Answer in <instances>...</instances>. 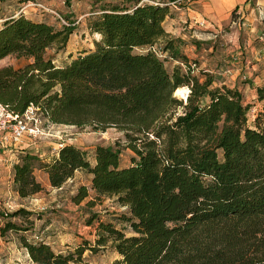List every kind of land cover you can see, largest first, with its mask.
Segmentation results:
<instances>
[{
	"label": "trees",
	"instance_id": "16d2710c",
	"mask_svg": "<svg viewBox=\"0 0 264 264\" xmlns=\"http://www.w3.org/2000/svg\"><path fill=\"white\" fill-rule=\"evenodd\" d=\"M176 1L103 2L86 18L98 35L92 47L62 64L47 49L65 44L70 22L54 27L22 11L0 21V58H24L0 65V102L7 109L20 113L33 104L52 123L121 133L113 144H94L90 155L71 142L48 154L20 148L11 164L18 196L43 188L36 169L52 187L82 170L89 184L77 185L75 203L91 191L85 205L104 194L124 207L114 221L88 212L83 221L94 228L92 243L63 252L21 236L33 262L67 264L85 249L109 247L118 255L113 264H264V125L257 118L248 125L249 102L240 89L190 63L166 36L162 22ZM165 53L177 60L169 70ZM183 86L184 99L173 95ZM254 98L264 108V82L254 85ZM120 144L130 150L124 165ZM26 212L19 206L0 215ZM9 217L0 235L26 230Z\"/></svg>",
	"mask_w": 264,
	"mask_h": 264
},
{
	"label": "rangeland",
	"instance_id": "374dc122",
	"mask_svg": "<svg viewBox=\"0 0 264 264\" xmlns=\"http://www.w3.org/2000/svg\"><path fill=\"white\" fill-rule=\"evenodd\" d=\"M105 1L120 3V0H30L23 3L22 6L26 11L43 17L49 23H52L54 27H58L63 22L72 24L73 29L65 44L57 49H47V53L54 57V63L62 64L68 60L69 55L73 56L82 49L92 47V39L98 35L89 31L86 26V18L92 9H96L98 5ZM18 5L15 0L2 1L0 2V10L10 12ZM247 23L248 21L245 20L243 24L245 27L239 30V37L236 40L230 34V30L228 32L229 28L223 25L227 32L214 40V45L218 51L212 54L206 49L209 42L208 37L210 36L207 37L206 33L203 32H200V34L194 32L196 30L193 27L185 26L178 29V32L174 31L173 33L167 31L166 36L174 39L176 48L187 56L190 63L195 60L203 65V61L208 60L210 67L213 68L211 72L215 78L220 77L226 84L233 83L234 86L240 89L244 100L249 102L248 125H253L254 118H257L259 123L264 125V108L252 96L251 87L254 82L259 81L261 83L263 81L260 79L264 76V74L261 75L262 63L264 62V43L261 41L262 39L256 40L254 37V50L249 49L253 42L247 44L246 37H244L246 34L244 29L248 26ZM178 24L181 26L186 25L185 21H180ZM162 39L160 38L154 46L160 45ZM234 45L236 46L234 47ZM165 54L164 66L169 70L177 60L170 57L168 53ZM231 55L235 58L232 59ZM216 58L219 59L217 67L213 65L215 63L213 60ZM23 59L8 54L0 58V65L11 64L15 66L20 64ZM232 60L236 61L234 64L238 67L241 66L240 72L234 80L230 77L231 72L228 71L232 67L230 63ZM215 68H217V71ZM185 87L187 90L184 95L178 94L174 91L175 89L173 95L184 99L185 94L188 92V87ZM38 126L42 130V134L35 137L24 134L22 138L31 141V144L36 146L37 151L41 154L53 152L58 147V143L71 142L86 149L90 155L94 144H113L114 139L120 137L121 134L112 126L106 127L104 130H94L89 125L78 127L71 124L52 123L43 117H40ZM129 153L128 148L123 145L119 147L120 164L124 165L128 162ZM34 174L37 180L41 179L40 172L35 170ZM0 176H4L0 179V198L8 197L7 193L3 195L2 192L10 189L7 182L9 178L3 171L0 172ZM79 184L87 186L89 184L88 175L82 170L76 171L71 178L66 179L61 187L43 186L40 191L34 193L33 199H25L23 205L27 208H23L27 210L26 213H19L11 217L2 216L11 218L21 227H26V230H7L2 238L0 237V264H37L30 259L26 249L21 245V236H24L27 240H43L56 252H63L72 248L78 242H83V240L92 243L94 228L92 225L84 223L83 220L86 214L95 212L102 220L114 221L115 214L124 209L123 206L115 202L113 195L104 194L95 197L92 205H85V200L92 196L91 191H89L87 197L79 203H75L70 196ZM40 205H45V208L39 209ZM6 207L10 211L17 208L15 205ZM7 212L9 213V211ZM115 225L119 226V223L115 221ZM117 257L118 255L109 247L97 251L85 249L79 261L67 264H113Z\"/></svg>",
	"mask_w": 264,
	"mask_h": 264
},
{
	"label": "crops",
	"instance_id": "0c3cea01",
	"mask_svg": "<svg viewBox=\"0 0 264 264\" xmlns=\"http://www.w3.org/2000/svg\"><path fill=\"white\" fill-rule=\"evenodd\" d=\"M2 1H8V0H0V2ZM15 1L19 5L16 8L12 9L10 12L0 10V21L3 18L18 11H22L26 16L31 18L44 19L39 15L31 13L30 11H26L24 6H22L23 3H25L26 1H18V0ZM171 7H172V14L169 15L168 17L166 16L162 22L164 30L166 32L170 31L171 33H173L174 31L178 32V29L182 27L188 26V27H193V29L196 30L194 32H197L198 34H200V32L206 33L207 37L210 36L208 37L209 42L206 45V49L209 51L210 54L218 51L217 47H215L214 45V40L218 39L217 37L227 32V30L223 28V25L229 28L228 32L230 30V34H232L233 38L236 40L239 37V32H240L239 30L245 27L243 26L245 20L246 22L248 21L247 23L248 26L244 29L246 33L244 36L246 37L245 38L246 43L248 44L250 42H253L254 37L256 38V40L262 39L261 41L264 43V0H177L174 4H172ZM180 21H185L186 25H182V26L179 25L178 23ZM235 46L236 45H234V47ZM249 49L251 51L254 50V42L251 43V47H249ZM231 57L232 59L235 58L233 55H231ZM218 60H219L218 58L213 60L215 61V63H213L215 67H217L216 65L218 64ZM235 62H236L235 60L230 61L232 67L228 70L231 72L230 77L233 80L235 77H237V74L240 72L239 70L241 67V66L238 67V65L234 64ZM198 66L205 68L210 72L213 71L212 70L213 68L210 67V62H208V60L206 62L203 61V65L202 63L201 64L198 63ZM262 66H263L262 68L263 70L261 72V75L264 74V62L262 63ZM215 69L217 71V68ZM216 79L220 82H224L223 80L220 79V77H217ZM260 80H263L261 82L263 83L264 76H262ZM259 83H260L259 81L258 82L256 81L254 82V84L251 85L252 96H254V85ZM227 85L233 86V83ZM61 143L58 144L60 145ZM22 147H30L33 148L34 151H37L36 146L31 144V141L26 140L25 138H22L18 143H12L10 141H5L0 143V172L3 171L6 173V176L9 178L7 182L9 183L8 185L10 187L9 190H5L2 192L3 195H6L5 193H7L8 197L0 198V211L2 213L5 210L10 211L9 208H7L6 206L12 207L13 205H15V207L21 206L27 208L25 205H23L25 199L27 198L29 200L33 199L34 193L29 196L20 197L12 187L11 164L12 162L17 160V155L21 150L20 148ZM76 171H81V170H76ZM36 172L41 173V179L39 181L42 184V186H50L47 181L46 173L41 169H36ZM3 177L4 176H0V179H2ZM59 187H52V188H59ZM4 219L5 217H2V215H0V224H2ZM2 236L3 235H0L1 238Z\"/></svg>",
	"mask_w": 264,
	"mask_h": 264
},
{
	"label": "built area",
	"instance_id": "2783aa9c",
	"mask_svg": "<svg viewBox=\"0 0 264 264\" xmlns=\"http://www.w3.org/2000/svg\"><path fill=\"white\" fill-rule=\"evenodd\" d=\"M42 117L38 107L28 104L20 113L12 112L0 102V143L10 141L18 143L24 134L32 137L42 134L38 126ZM44 118V117H43ZM45 205H40L39 209H44ZM8 210H5V214Z\"/></svg>",
	"mask_w": 264,
	"mask_h": 264
},
{
	"label": "bare ground",
	"instance_id": "6f19581e",
	"mask_svg": "<svg viewBox=\"0 0 264 264\" xmlns=\"http://www.w3.org/2000/svg\"><path fill=\"white\" fill-rule=\"evenodd\" d=\"M186 87L183 86V87H178L175 92H177L178 94H181V95H184V93H186Z\"/></svg>",
	"mask_w": 264,
	"mask_h": 264
},
{
	"label": "water",
	"instance_id": "95a60500",
	"mask_svg": "<svg viewBox=\"0 0 264 264\" xmlns=\"http://www.w3.org/2000/svg\"><path fill=\"white\" fill-rule=\"evenodd\" d=\"M185 96H186V94H185ZM185 98V97H184Z\"/></svg>",
	"mask_w": 264,
	"mask_h": 264
}]
</instances>
